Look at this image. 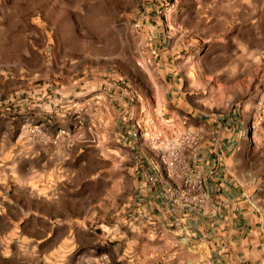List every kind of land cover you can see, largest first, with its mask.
Returning a JSON list of instances; mask_svg holds the SVG:
<instances>
[{
  "label": "rangeland",
  "instance_id": "obj_1",
  "mask_svg": "<svg viewBox=\"0 0 264 264\" xmlns=\"http://www.w3.org/2000/svg\"><path fill=\"white\" fill-rule=\"evenodd\" d=\"M195 118L232 137L231 173L264 213V0H0V264H209L184 223L135 222L129 161L110 156L126 151L111 123L127 121L190 176ZM5 194L85 220L18 213Z\"/></svg>",
  "mask_w": 264,
  "mask_h": 264
},
{
  "label": "crops",
  "instance_id": "obj_2",
  "mask_svg": "<svg viewBox=\"0 0 264 264\" xmlns=\"http://www.w3.org/2000/svg\"><path fill=\"white\" fill-rule=\"evenodd\" d=\"M104 104V103H103ZM107 110L114 113L115 108L106 103ZM44 109H39V114L29 118L31 122L43 121L47 114ZM41 112H44L43 114ZM13 134L10 124L19 121L16 118H5ZM7 120V121H5ZM118 122L113 119L111 123L112 132L109 140L124 139L126 144L125 152H116L112 156L115 160L125 158L129 161L128 174L132 184L128 189L135 192L130 208L134 215L135 222L149 229L154 224L166 230L167 226L177 221L184 223L190 230L192 244L195 252L203 250V254L209 259V264H264V213L250 199L246 197L245 187L233 177L229 167V155L232 150V137H222V126L214 130L215 120L197 119L191 122L190 134L197 140V147L193 155H181L188 157L189 164L201 174L206 191L212 196L213 201L219 207L216 216L204 215L195 210L187 211L186 217L181 218L180 214L172 206L171 199L175 187L182 183L185 174L175 173L169 176L162 168L159 155H153L143 150L138 141L134 138L135 132L127 121L121 123L118 130ZM14 129V127H13ZM7 134V133H6ZM17 150V149H16ZM27 167L33 169L37 161L41 160L40 149L34 145L29 149ZM21 146L18 150L10 152L11 168L17 170L21 164ZM17 154V155H16ZM26 154V152L24 153ZM100 159V154H96ZM7 157V155H5ZM27 156V155H24ZM85 155H81L84 159ZM119 158H118V157ZM7 192L6 188L4 190ZM29 192L32 193L31 189ZM4 205L7 209L27 210L28 216H39L40 219L56 223L62 218L64 223L72 224L76 221H84L85 216L66 214L54 207L51 214L38 212L37 208L26 205L20 197L4 195ZM31 198H35L31 196ZM37 198V197H36ZM64 198V197H63ZM74 200V197H65ZM57 199L47 200L50 204L57 203ZM8 215V214H7Z\"/></svg>",
  "mask_w": 264,
  "mask_h": 264
},
{
  "label": "built area",
  "instance_id": "obj_3",
  "mask_svg": "<svg viewBox=\"0 0 264 264\" xmlns=\"http://www.w3.org/2000/svg\"><path fill=\"white\" fill-rule=\"evenodd\" d=\"M195 143L197 140L191 135ZM164 164V162L162 160ZM174 163L168 165L167 173L169 176L176 172L173 170ZM172 206L180 214L181 218L186 217L187 211L195 210L204 215L216 216L218 206L213 201L212 196L206 191L201 174L194 170L191 175H184L182 183L175 187L171 199Z\"/></svg>",
  "mask_w": 264,
  "mask_h": 264
}]
</instances>
